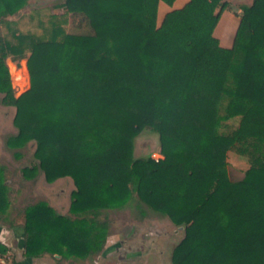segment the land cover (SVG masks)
<instances>
[{
    "label": "trees",
    "instance_id": "16d2710c",
    "mask_svg": "<svg viewBox=\"0 0 264 264\" xmlns=\"http://www.w3.org/2000/svg\"><path fill=\"white\" fill-rule=\"evenodd\" d=\"M175 1L66 0L57 7L80 33L53 23L48 36L14 32L9 41L2 26L28 0H0V95L19 129L8 144L36 142L28 179L41 169L49 183L70 177L76 186V219L40 202L17 225L0 165V220L23 230L25 259L101 253L110 233L98 211L124 207L135 192L185 228L173 264H264V0L241 8L230 49L214 36L227 2L190 0L158 25L160 3ZM27 53L31 87L16 97L7 59ZM146 130L159 135L163 159L135 158ZM229 151L251 162L237 183ZM10 252L0 242V259Z\"/></svg>",
    "mask_w": 264,
    "mask_h": 264
},
{
    "label": "rangeland",
    "instance_id": "374dc122",
    "mask_svg": "<svg viewBox=\"0 0 264 264\" xmlns=\"http://www.w3.org/2000/svg\"><path fill=\"white\" fill-rule=\"evenodd\" d=\"M66 0H28L26 7L18 14L8 19L2 26L4 37L13 41V33L34 34L39 37L48 36L53 23H60L66 32L80 33L76 28V18L63 15V9L57 6ZM229 10L239 14L243 6L251 5L253 0H223ZM186 7V6H185ZM169 5L163 4L158 10V25L165 15ZM181 10V9H180ZM179 11V10H174ZM171 13V12H170ZM229 49V48H225ZM16 61L7 59L12 85L16 97H20L31 87V77L27 66V58ZM221 66H225L227 56L219 58ZM0 95V165L7 168V183L10 188V218L17 224L24 223L25 210L40 202L48 203L58 214L76 219L71 214L72 193L76 186L70 177L61 178L54 183L47 182L45 173L39 169L33 178L25 177L23 170L39 166L35 157L37 144L28 142L20 148H11L8 141L19 134L14 123L16 108L7 107L2 103ZM240 119H234L223 128L224 133H230L239 126ZM134 156L144 159L151 156L163 159L159 135L151 130L144 131L135 140ZM154 158V159H156ZM251 162L248 158L234 151L227 153V171L232 183L244 180ZM93 217V215H88ZM97 221L106 223L109 227V237L104 250L83 261L74 259H57L59 256L46 254L31 260L33 264H173L174 248L185 235V228L175 225L167 215L156 212L143 203L134 192L131 200L122 208L115 210H100ZM4 229L7 231L5 232ZM0 241L10 246L11 252L0 259V264L11 263L12 260H23L24 236L14 228L0 220ZM5 263H2L1 261Z\"/></svg>",
    "mask_w": 264,
    "mask_h": 264
},
{
    "label": "crops",
    "instance_id": "0c3cea01",
    "mask_svg": "<svg viewBox=\"0 0 264 264\" xmlns=\"http://www.w3.org/2000/svg\"><path fill=\"white\" fill-rule=\"evenodd\" d=\"M189 1L190 0H176L173 6H170V8L165 9L166 13L161 17L159 23L160 24L162 23L166 14L173 12L174 10L183 9L189 3ZM163 4L165 3L161 2L159 8H161ZM239 25H240V18L238 15L235 14V12H233L232 10H226L225 12H223L221 19L214 31V36L219 40L221 47L230 49L233 46ZM14 229L16 230V232L18 231L24 236L23 230L21 228L17 227ZM4 231L6 232L7 230L4 229ZM0 242L4 243L3 241ZM7 246L10 248L9 245ZM21 256L23 258V254ZM57 259L59 260L61 258L58 257ZM18 264H33V263L31 260L23 259V260H18Z\"/></svg>",
    "mask_w": 264,
    "mask_h": 264
},
{
    "label": "built area",
    "instance_id": "2783aa9c",
    "mask_svg": "<svg viewBox=\"0 0 264 264\" xmlns=\"http://www.w3.org/2000/svg\"><path fill=\"white\" fill-rule=\"evenodd\" d=\"M154 158H156V157H154ZM156 160H157V161H159V159H158V158H156ZM1 262H2V263H5L3 260H2Z\"/></svg>",
    "mask_w": 264,
    "mask_h": 264
}]
</instances>
